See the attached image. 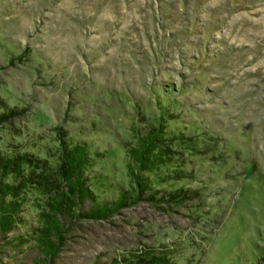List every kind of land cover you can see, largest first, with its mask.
Wrapping results in <instances>:
<instances>
[{
  "label": "rangeland",
  "instance_id": "1",
  "mask_svg": "<svg viewBox=\"0 0 264 264\" xmlns=\"http://www.w3.org/2000/svg\"><path fill=\"white\" fill-rule=\"evenodd\" d=\"M0 115L2 154L51 155L60 128L90 145L101 202L131 196L127 152L160 121L184 172L159 188L189 192L71 215L52 255L25 208L0 264H264V0H0Z\"/></svg>",
  "mask_w": 264,
  "mask_h": 264
},
{
  "label": "trees",
  "instance_id": "2",
  "mask_svg": "<svg viewBox=\"0 0 264 264\" xmlns=\"http://www.w3.org/2000/svg\"><path fill=\"white\" fill-rule=\"evenodd\" d=\"M18 112L15 110V117ZM8 117L0 115V123L3 124ZM164 129L160 121L145 128L137 135L136 144L127 152V170L132 179L131 196L127 197L128 191L119 187L118 190L115 188L119 195L115 200L106 199L103 202L92 189H98L94 168L100 163V155L92 153L91 146L85 142L70 143L62 128L58 131V145L51 155L44 152L35 156L22 148H18L14 154H10V150L5 154L0 153V235L7 236L19 225L24 226L28 222L26 209L32 211L39 205L41 207L37 214L44 226L36 232L42 238L37 245L52 255L53 243L50 239L61 241L65 221L71 215L106 220L119 208L126 207L128 201L135 204L145 199L151 204H175L183 200L189 192L159 188L161 182L167 181L157 176L162 170L170 176L184 172L183 169H173L178 164L176 161H181L180 157H175L178 153L174 151V147L181 144L178 142L179 136L174 133L168 136ZM170 181H174V177ZM101 183L99 187L104 186ZM108 191H112V188ZM35 199L40 200L35 203ZM85 202L92 206L88 211L83 209Z\"/></svg>",
  "mask_w": 264,
  "mask_h": 264
}]
</instances>
